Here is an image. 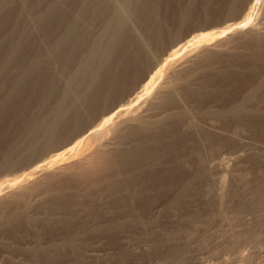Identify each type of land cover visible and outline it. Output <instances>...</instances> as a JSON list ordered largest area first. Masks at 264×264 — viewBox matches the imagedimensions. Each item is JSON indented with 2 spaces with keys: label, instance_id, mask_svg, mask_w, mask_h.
Wrapping results in <instances>:
<instances>
[{
  "label": "rangeland",
  "instance_id": "rangeland-1",
  "mask_svg": "<svg viewBox=\"0 0 264 264\" xmlns=\"http://www.w3.org/2000/svg\"><path fill=\"white\" fill-rule=\"evenodd\" d=\"M262 9L264 0H0V187L59 161L172 51L263 26ZM90 85L84 112L63 117ZM171 85L161 110L183 114L0 208V264H264V38L203 57ZM221 162L227 174L209 170Z\"/></svg>",
  "mask_w": 264,
  "mask_h": 264
},
{
  "label": "bare ground",
  "instance_id": "bare-ground-1",
  "mask_svg": "<svg viewBox=\"0 0 264 264\" xmlns=\"http://www.w3.org/2000/svg\"><path fill=\"white\" fill-rule=\"evenodd\" d=\"M262 13L263 12H261V14ZM223 30L210 35L204 34L199 36L198 41L193 44L196 46L189 50H186V47H181L172 51L168 59L164 62V65L159 68V70H157L151 77L148 75L149 80L145 83V86L143 85V90L140 88V90L138 89L139 91L137 92H134V89L132 90L133 92H129L126 98L127 102H123V104L125 103L124 105L121 103L122 105L120 104L121 106L116 108L114 111L112 110L110 111V113L108 111L98 127L81 137L73 146L71 145V148H66L67 150L61 152V154L56 157V159L61 158L59 161L53 160L45 165L36 167L30 172L19 177V179H12L11 183H6L7 185H5V187L1 186L0 208L5 205V203H7L9 199H11L12 201L14 198L21 196L26 192L29 186H33L32 184L35 185L36 183L43 182L44 180L47 181L50 176L53 178V175L56 174H67L70 171H79L88 168L93 164L94 160L97 157L105 155L108 156L112 153H116L121 144L118 141L121 140L120 138H123L128 134L138 133L143 136L152 134L158 129L161 120H173V118L179 116L180 113H184L183 111H179L172 114L169 113V111H164L165 109L161 110L162 106H164V104L169 102L168 100L174 97L173 88L171 85L174 78L188 70V68L196 61H199L205 56L221 52L223 48H226V46L228 45L230 46V44L236 42L237 40L244 38H264V25H261L260 27L251 26L237 35L231 33L225 34L226 31ZM214 36L222 37L215 40L214 42H211V39ZM140 44L142 43H139V45ZM142 50L143 49H141V51ZM142 52L140 53L142 54ZM65 86L66 90L70 88L71 81L66 82ZM92 87L93 85H90V87L84 86L85 91L80 96L81 103L74 102L71 107L63 114V117L71 114V117L76 119L75 117L84 112L83 109L85 110V107L83 106L86 104H84V102L90 99L88 93L89 89ZM96 87L97 86L94 85V88ZM113 107L117 106L114 105ZM72 156H75L77 159L72 160ZM239 159H243L242 157H240V154L238 157L236 156V158H234L235 161ZM234 160H231L232 163L235 162ZM60 161L64 162L61 166L58 165ZM230 165L232 164L230 163L228 165V163L226 164L224 162L217 163L215 165L212 164L209 165V170L227 174L229 172V169L231 170V168H229ZM225 176L220 178L221 180L218 183L221 185V189H224L226 186ZM1 193H3L4 195H2ZM250 259L251 258H249V260Z\"/></svg>",
  "mask_w": 264,
  "mask_h": 264
}]
</instances>
